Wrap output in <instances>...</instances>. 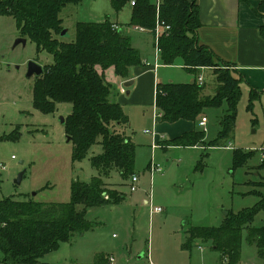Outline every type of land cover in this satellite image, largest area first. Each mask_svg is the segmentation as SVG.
Instances as JSON below:
<instances>
[{
	"label": "rangeland",
	"instance_id": "374dc122",
	"mask_svg": "<svg viewBox=\"0 0 264 264\" xmlns=\"http://www.w3.org/2000/svg\"><path fill=\"white\" fill-rule=\"evenodd\" d=\"M247 2H252L255 16L264 21L262 15H257L259 1ZM60 16L67 33L60 34L59 38L71 42L75 39L78 21L101 22L110 18L128 23L131 9L128 3L117 13L111 0H83L80 4L65 6ZM153 34L156 42L154 31ZM19 37L15 19L0 16V163L6 166L0 168V199L14 196L19 200L33 199L43 203L68 202L75 180L90 181L100 174L92 166L91 157L102 152V145L92 146L81 161L73 160L74 144L67 140L66 127L61 121V117L66 118L71 113L72 104L57 103L55 112H41L33 104L37 77L27 76L30 60L45 67L54 63V57L46 50L37 53L36 44L30 39L26 44L15 45ZM211 69L193 74L178 59L175 64L161 68L159 77L162 83L172 79L188 82L201 74L206 83L205 93L217 84L215 68ZM247 104V91H244L236 127L230 138L217 147H209L206 143L218 136L222 109L206 112L208 123L201 127L206 141L199 145L203 147L173 146L171 149H163L167 147L166 140L160 142L163 148L153 147L154 139L174 138L175 132L186 130H179V123L170 124L161 119L158 124L166 125L157 129V125L153 127L152 108L146 117L138 112L137 123L129 131L137 144L138 189L131 190V176L123 178L120 171L114 169L104 179L111 188L123 192L125 200L120 204L89 208L86 218L91 227L75 232L59 250L46 254L40 261L93 264L102 256L113 255L119 263L225 264L222 253L210 241L196 240L188 247V229L193 225L220 226L226 213L251 207L259 200L249 193L253 189L249 182L264 178V169H257L264 159V114L257 107L256 116L252 115ZM129 109L127 106L126 111ZM254 117L258 122L253 121ZM146 128L155 134L145 133ZM235 149L256 151L245 163L233 167ZM151 160L163 171L152 173ZM201 161L203 168L199 167ZM22 172L21 182L16 183ZM152 206H161L163 211L152 213ZM263 224L264 212H260L253 225ZM242 238L239 264H264L257 246L247 241V230L243 231Z\"/></svg>",
	"mask_w": 264,
	"mask_h": 264
},
{
	"label": "trees",
	"instance_id": "16d2710c",
	"mask_svg": "<svg viewBox=\"0 0 264 264\" xmlns=\"http://www.w3.org/2000/svg\"><path fill=\"white\" fill-rule=\"evenodd\" d=\"M83 0H0V16H12L21 37L36 44L37 53L46 50L54 63L44 67V74L37 77L33 88V104L43 113H53L57 103H71L72 111L65 118L66 134L74 144L72 158L81 161L97 143L102 152L91 157L99 171L90 181L75 180L72 197L68 202L43 203L33 199L19 200L14 196L0 199V263L4 264H62L40 261V258L59 250L63 242L71 240L75 232L91 227L86 218L89 208L122 203L126 195L111 188L104 178L114 169L123 178L135 174L136 143L116 127L129 124V116L115 98V89L106 80L104 72L114 67L117 75L128 78L132 67L142 65V57L128 36L110 18L104 21H78L76 36L71 42L59 38L64 30L60 14L69 4ZM247 2V0H241ZM257 15L264 17V0H258ZM131 0H111L116 12ZM170 25L158 41L160 61L173 65L181 59L185 68L197 74L201 67L215 68L217 90L205 96V86L197 80L188 83H158L156 107L161 121L174 123L179 120L197 122L207 109H222L218 136L208 144L219 146L233 132L238 107L243 94V76L234 65L222 61L212 49L200 43L197 31L201 26L197 0H135L129 25L155 31L157 15ZM264 39V24L260 27ZM260 91L252 87L247 110L254 112ZM253 121H257L254 118ZM101 137V140H99ZM203 130H191L165 141L169 146H199L204 143ZM11 140V136H9ZM256 150L235 149L233 167L240 166ZM199 167L203 168V162ZM257 169H264V159ZM249 191L259 197L251 207L230 211L220 226L197 225L188 229L189 247L196 240L210 241L223 255L225 264H239L243 231L247 241L255 244L264 261V224L254 226L260 212H264V178L250 181ZM82 206L80 209L79 206ZM93 264H111L102 256Z\"/></svg>",
	"mask_w": 264,
	"mask_h": 264
},
{
	"label": "crops",
	"instance_id": "0c3cea01",
	"mask_svg": "<svg viewBox=\"0 0 264 264\" xmlns=\"http://www.w3.org/2000/svg\"><path fill=\"white\" fill-rule=\"evenodd\" d=\"M197 4L199 6L201 19V26L197 31L200 43L212 49L222 61L234 65L235 71L244 78L242 91L243 93L244 91H247L248 101L252 87L260 91L261 95L255 102L254 112L250 113L255 115V109L259 107V111L263 110L264 114V39L260 34L259 28L264 21L255 16L252 2L241 0H197ZM129 5L132 13V5ZM112 21L118 29L124 33V35L130 38L132 45L139 50L143 64L132 67L128 78L117 75L114 67H109L104 71L101 67H98V71L100 73L104 72L106 80L113 85L116 100L123 106L125 113L129 116V124L125 127L118 126L116 129L120 132H124L133 142H135V137L131 136L129 131L131 130V126H134L137 123L138 112H141L143 117H146L147 113H150L149 109L152 108L154 119L153 127H156L157 125L156 128L160 129L166 125L165 123L158 124L159 119H161V114L156 107L155 101L157 84L162 83L159 77L160 70L163 67L171 65H164L160 60L158 62L156 61L157 45L152 31L129 25V22L120 23L118 20ZM207 69L213 70L208 67L199 70L203 71ZM198 76H194V78L188 82H192L195 79L197 80ZM127 80H133V84L129 87H126L124 84ZM168 82H174V80L172 79ZM188 82L176 81V83ZM203 86H206V83H204ZM216 90L217 84L212 90L206 89L203 94L205 96L213 95ZM127 106L128 108H131L129 111H126ZM155 111L156 113L154 114ZM207 111L208 109L198 118L197 122L189 123L185 122L189 120H179L173 124L176 125L179 123L177 124V127H179L178 129L186 130L185 132L195 129L202 130L201 127L203 126L200 125V121L203 117L207 118ZM221 112H223V110ZM221 116L222 114L219 116V125ZM256 122H258V119ZM207 123L208 118L206 125ZM145 130L153 131L150 128L144 129V132ZM183 133L177 131L174 135L179 136ZM147 134L151 135L150 133ZM174 135L173 137H176ZM171 138L163 137L157 140L156 137L155 142L157 143V147L163 148V144L160 142ZM172 147L173 146L165 147L163 149H171ZM194 147L197 148L203 146ZM151 165L152 160L149 164L150 170ZM108 259L111 264H142L133 263L131 261L119 263L117 258L113 255L109 256ZM148 264L165 263H155L151 261Z\"/></svg>",
	"mask_w": 264,
	"mask_h": 264
},
{
	"label": "built area",
	"instance_id": "2783aa9c",
	"mask_svg": "<svg viewBox=\"0 0 264 264\" xmlns=\"http://www.w3.org/2000/svg\"><path fill=\"white\" fill-rule=\"evenodd\" d=\"M155 3L157 4V8H159V5L161 3V0H155ZM131 5H134L135 4V0H131L130 2ZM170 25L166 24L164 21H161L159 19V14L157 15V23H156V27H155V37H156V45H157V52H156V61L158 62L160 60V56H159V53H160V50L158 48V41H159V38L162 34L166 33L169 29H170ZM114 28H116V26L114 25ZM140 28V27H139ZM143 29V28H141ZM156 62V63H157ZM158 65V64H157ZM156 65V66H157ZM197 82L199 85L203 86L204 83H205V79L203 77V75H199L198 78H197ZM206 122H207V118L206 117H203L202 120L200 121V125L202 126H206ZM146 133H150L152 135H154V131H150V130H145ZM154 145L153 147H157V143L155 142V139H154ZM14 157V156H13ZM0 168L2 169H5L6 166L2 163H0ZM151 171L152 173L154 172H161L163 171V168L162 167H159L158 165H155L154 163H152L151 165ZM138 182H139V175L138 174H134L132 177H131V190L132 191H136L138 189ZM163 211V208L161 206H156V207H151V212L154 213V212H161ZM113 260V259H112Z\"/></svg>",
	"mask_w": 264,
	"mask_h": 264
},
{
	"label": "water",
	"instance_id": "95a60500",
	"mask_svg": "<svg viewBox=\"0 0 264 264\" xmlns=\"http://www.w3.org/2000/svg\"><path fill=\"white\" fill-rule=\"evenodd\" d=\"M65 33H67V30H63L61 32V35H64ZM28 39L24 38V37H19L16 42H15V45L19 44V43H23V44H26ZM28 70H27V76L28 77H32V76H36V77H41L43 74H44V67L39 64L37 61H34V60H30L28 62ZM125 86L126 87H129L133 84V80H127L125 83ZM61 121L63 124H65V117H61ZM67 140L68 141H71L72 138L71 136H67ZM23 172L19 174L18 178L16 179V183H20L22 178H23ZM229 213V212H228ZM228 213H226V215H228Z\"/></svg>",
	"mask_w": 264,
	"mask_h": 264
}]
</instances>
